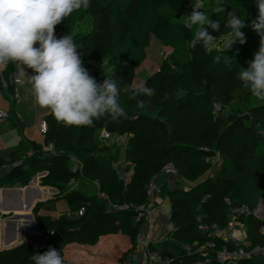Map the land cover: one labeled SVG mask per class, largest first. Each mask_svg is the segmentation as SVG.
Returning a JSON list of instances; mask_svg holds the SVG:
<instances>
[{"label":"trees","instance_id":"1","mask_svg":"<svg viewBox=\"0 0 264 264\" xmlns=\"http://www.w3.org/2000/svg\"><path fill=\"white\" fill-rule=\"evenodd\" d=\"M141 1L128 0L121 5L118 0H92L89 9L74 11L70 17L64 18L55 26V34L59 37L70 34L78 17L88 15L94 19L93 28L75 33L72 37L77 43V51L82 55L83 66L91 76L98 82H102L106 76L113 77L120 84L119 100L124 115L116 120L105 116L95 121L93 126L86 127L66 126L57 122L49 112L44 117L48 123L45 134L47 148L33 140H25L13 151V165L0 187L6 183L18 184L24 179L29 180L41 168L47 171L41 178L42 185L56 187L58 193L52 199L65 198L73 215L53 217L40 213L38 206L34 207V218L47 237L45 246L38 248L29 241H22L1 248L0 264H32L30 255L33 252H44L49 246L61 251L65 264H77L65 256L66 246L74 242L94 244L100 236L117 233L125 222L135 220L148 202V183L161 174L168 164L174 166L178 177L183 180L182 168H186L189 181L194 182L203 175L207 177L185 189L168 190L170 220L177 226V230L159 243L150 241L147 246L149 250L160 252L169 258L170 264H184V260L201 264L206 260V249L203 247L206 241L213 242L215 249L224 245L236 248L237 243L211 237L201 230L200 225L204 222L225 226L236 208L242 204H247L250 210L238 217L246 226V247L264 246V218H259L252 211L254 208L248 200L249 189L264 190V101L256 100L251 105L247 104L251 92L237 79V71L243 68L237 60L232 59L229 64L220 67L210 48H190L189 41L195 32V26L189 30L184 27V22L180 23L177 37L166 36L163 31L172 21L169 15L160 13L154 25L157 37L164 45L171 46L182 54L175 55L176 60L182 64L187 78L201 91L179 92L180 76L169 68L170 59L166 57L161 66L144 81L156 90L152 98L159 101L172 100L177 110L182 112L194 109L202 102L219 104L220 110L217 114L208 113L205 116H199L193 111L182 119H176L165 108L156 109L147 97L138 106L132 92L124 104L122 97L125 90L130 89L135 77V65L142 58V54L133 55L130 45L140 30ZM218 1L226 4L229 0ZM163 3L169 4L182 16L187 14L192 4L190 0H159L149 10L156 11ZM211 18L220 19L221 29L219 32L209 29L210 34L217 38L220 36V39L225 37L222 34L229 30L224 21L227 18L222 15ZM106 59L112 64L109 75H103L99 69V65ZM17 67L8 63L0 70V89L5 90L3 80H6L7 91L12 95L15 93L12 75ZM173 90L178 92L174 98L171 97ZM233 102L236 103V108L231 112H224V108ZM102 130L128 138L125 160L129 178H121L116 185L108 183L103 175V166L98 160V153L110 149V145L101 144L95 138ZM75 131V142L72 145L66 143ZM238 133L246 137L240 145L237 143ZM49 143H53L54 152L48 149ZM215 156L221 160L218 164L208 160ZM75 160L80 164L73 170ZM17 161L20 163L15 164ZM221 162L228 163L235 172L245 173L244 177L229 176L225 167H219ZM0 163L4 166L1 158ZM217 165L216 172L209 175ZM79 180L96 183L98 190L109 196L110 202L97 197L96 192L89 194L75 187V184L70 185L72 181ZM123 204H132L133 207H112ZM81 208H84V212L78 215ZM143 223L142 218L132 225L128 234L131 246L120 258L116 257L106 264H121L127 255L134 254ZM33 233H37L36 230ZM187 245L198 246L201 252L191 251ZM205 264L223 263L213 256ZM229 264H264V253L242 257L236 263Z\"/></svg>","mask_w":264,"mask_h":264},{"label":"clouds","instance_id":"2","mask_svg":"<svg viewBox=\"0 0 264 264\" xmlns=\"http://www.w3.org/2000/svg\"><path fill=\"white\" fill-rule=\"evenodd\" d=\"M92 0H0V65L12 63L20 75H27L35 103L50 111L57 122L66 126H93L95 121L108 116L113 120L124 115L119 95L121 86L113 77L98 82L83 66L82 55L70 34L57 37L54 28L77 10L90 8ZM205 0H192V11L186 14L184 27L192 30L189 47L205 50L217 47L220 36L209 29H221L220 19H212L204 10ZM258 15L251 27L260 37V46L247 68L236 75L251 95L264 101V0H255ZM217 7L213 12H223ZM225 26L229 29L222 40L223 50L234 44H244L245 18L234 9L227 14ZM207 26V27H205ZM215 59L219 61L220 56ZM226 64L229 57H224ZM31 69V73L27 71ZM155 88L145 83L135 86L131 95L138 106L144 98L155 95ZM32 264H65L60 250L49 246L44 252H33Z\"/></svg>","mask_w":264,"mask_h":264},{"label":"rangeland","instance_id":"3","mask_svg":"<svg viewBox=\"0 0 264 264\" xmlns=\"http://www.w3.org/2000/svg\"><path fill=\"white\" fill-rule=\"evenodd\" d=\"M128 0H118V2L121 5H124ZM159 2V0H148V1H141L140 7H139V19H140V30L138 33L137 38L130 44L132 48V52L134 56H137L139 54H142V58L136 63L135 65V77L132 82V85L130 86V89L125 90L124 95L122 97V102L125 104L126 100L128 99L129 93H131V90H134L135 86L139 83H144L146 78L155 70H157L161 64L163 63V60L168 57L170 59L169 61V68L172 69L175 73H177L180 76L181 79V86L179 88V92L192 90L195 92H200V88L195 86L185 75V70L180 63V61L176 60L175 55H182L178 50L171 46L164 45L161 40L157 37L155 33V22L157 19V15L162 13L169 15L171 18V25L164 30V34L168 37H177L180 33V23L184 22L186 15L182 16L180 14H177L169 4L163 3L159 6V8L156 9V11H150L149 7L151 5H155ZM192 3V0H190ZM223 7L224 11L220 13L213 12L215 8L217 7ZM234 9L238 15L241 16V18H245V26L242 27L241 31L245 34L246 42L244 44H234L233 47L229 50H223L220 46L222 43V40L226 38L223 37L220 40L217 41V47L210 48V51L212 52L213 58L216 62V64L220 67H223L226 63L224 62V57H229V60L235 59L237 62L242 66L243 68H247L248 61L254 59V53L258 51L260 46V37L257 34L256 31L252 29L251 21L256 18L258 15V9L255 4V0H229L226 4L220 3L218 0H205L204 10L210 17H213L215 15H222L223 17L227 18V14ZM192 11V4L188 8L187 14H190ZM95 25V21L92 17L88 15L80 16L76 19V22L73 26V29L70 32V35H74L78 32H84L87 29L93 28ZM216 56H220L221 59L217 61L215 59ZM5 65H0V70L4 69ZM99 69L101 70L103 75H109L110 71L112 70V64L111 61L106 59L104 60L100 65ZM17 70L19 71V68L17 67ZM29 74L31 73V69L27 70ZM17 72V71H16ZM20 73V72H19ZM13 77V75H12ZM24 79V84L18 85L16 84L17 92L15 95L10 94L7 91V82L6 80H3V84L5 87V90L0 89V108H2L4 111L7 112V117L0 119V156L5 158H10V153L12 150L19 146L20 140L22 138L33 140L44 147H46L45 144V135H43L39 130V124L41 120L48 114L50 111L38 106L35 103L33 91L31 89V86L28 83V77L27 75H22ZM178 95V92L176 90H173L171 92V97L174 98ZM214 95L217 96V93L214 91ZM148 100L152 101L154 107L156 109L158 108H165V110L170 114L173 115L176 119H182L185 115L196 112L199 116H205L208 113H215L217 114L220 110L219 104H207V103H201L198 107L194 109H190L187 111H178L175 104L172 100H154L152 97H147ZM257 98L252 96L250 94V98L247 100V104H252L254 101H256ZM236 103L233 102L231 105L226 106L224 108V112L228 113L233 111L236 108ZM103 131H99L95 138H98L101 144H108L110 145V149L107 152L98 153V160L103 166V175L108 179V183L116 185L121 178L128 179L129 178V172L126 168V160L125 155L128 147V138L124 135L119 134H112L110 138L105 139L103 136ZM76 132H73L67 139L66 143L73 144L76 139ZM244 140H246V137L242 133H238L237 135V143L240 145ZM10 159L8 162L12 163ZM5 161V160H4ZM7 162V161H5ZM221 162L219 164V167H225L228 171L227 174L232 177H238L243 178L245 173H238L232 170L228 163L223 164ZM172 167H174L172 165ZM7 168L1 166L0 163V183L5 182V175L3 172L6 171ZM216 168L213 172H215ZM42 172L41 168H38V171L30 177L29 180H32L33 177L38 173ZM176 172V171H175ZM181 172L183 174V177L185 180L177 177L176 183L174 184L175 187L184 188L188 187L192 183H197L204 181L207 177V175L201 176L196 181L192 182L189 181L188 178V172L186 168H182ZM163 179L158 180V184L162 185V183L165 181L164 179L166 176L162 177ZM29 180H22L18 184H10L8 183L1 185L0 188L4 187H20L25 186L26 183H28ZM161 181V182H160ZM40 185H42V182H39ZM75 184V185H74ZM74 186L78 189H81L83 191H86L89 194H93L98 190V186L96 183L90 182L88 180H82L79 182L75 181ZM170 184V183H169ZM159 185V186H160ZM172 187V185H170ZM166 189L165 196L163 194H159V208L158 213H162L164 216H168V213L170 214V197H169V191ZM250 195L248 196V200L251 201L252 206L254 208L255 214L259 218H264V190H260L258 188L249 189ZM15 194H6L5 196L0 195V200L3 199L10 200L14 197ZM39 208V212L42 214H50L53 217H71L73 213L70 210V207L66 201L65 198H51L48 199L47 196L43 195L42 199H40L34 207ZM1 208V206H0ZM34 208H32L33 210ZM5 210V209H3ZM19 213V214H26L32 212H28L27 209L22 210H15L13 212L7 211L5 213L0 210V248L5 247L3 244L2 239L6 241V232L12 231L14 233V229L12 227H7L6 225H3L4 222L7 223H17L21 222L23 218L16 219V220H10L8 219V216ZM139 220L135 219L132 221H127L123 224V227L120 231L116 233L117 239L119 241H123L125 238L129 237V232L131 230V227L133 224L138 222ZM24 226V224L22 225ZM30 227L33 228V225H30ZM16 232L12 233L14 236L12 243L9 244V246H13L17 243H20L23 240H27L25 237V231L21 227L18 231L17 228L15 230ZM37 233H44L43 230L38 231L36 229ZM155 234L159 233V229L156 227L154 228ZM45 234V233H44ZM102 236L99 237L98 241L94 244H85L87 247H85L86 255L88 254V257L90 259L94 256L96 258L102 257L100 254L105 255L104 258L101 260H108V259H116L115 255L113 257H109L110 255V249L107 247V243L101 239ZM148 241V238H147ZM244 244H247V240H243ZM160 246V245H159ZM200 248L198 246L193 245L192 248H190L191 251H200ZM95 258V257H94ZM93 258V260H94ZM130 258V257H129ZM127 259V258H126ZM129 264H137V260L135 259H128ZM95 261V260H94ZM96 262V261H95ZM184 264H192L191 261L184 260Z\"/></svg>","mask_w":264,"mask_h":264},{"label":"built area","instance_id":"4","mask_svg":"<svg viewBox=\"0 0 264 264\" xmlns=\"http://www.w3.org/2000/svg\"><path fill=\"white\" fill-rule=\"evenodd\" d=\"M13 82L14 84H24V79L22 77V75H20V73L15 72L13 74ZM7 117V112L4 111L2 108H0V119H3ZM39 130L41 133L46 134L48 131V123L45 119H42L40 124H39ZM111 133L107 132V131H103V136L105 139L110 138L111 137ZM48 149L52 152H54V145L53 143H49L48 144ZM209 161H211L213 164H218L221 160L220 158H218L217 156L215 157H209L208 158ZM80 164L78 163V160H75V164L73 167V170L77 169V165ZM172 164H168L165 169L172 167ZM218 165L216 166V170H217ZM164 169V170H165ZM173 169V167H172ZM215 169V168H214ZM214 169H211V171L209 172V175H213L215 172ZM174 170V169H173ZM175 171V170H174ZM75 181H72L70 183V185H73ZM155 191H157V187L155 184V179L151 180L148 183V187H147V198H148V202L146 204V206L143 207L142 211L139 212V214L137 215V220L140 219H144V221H148L152 218V216L157 212V205H155V203L153 202V196ZM96 195L97 197H100L102 199H105L106 201H109V196L105 193L102 192L100 190L96 191ZM110 202V201H109ZM116 209H125V208H130L133 207L132 204H123V205H114L112 206ZM249 207L247 204H242L241 206L237 207L235 212L231 215L228 224L225 226H220L217 223H201L200 228L201 230H203L204 232H207L209 236L211 237H217L218 239L222 240V241H227V242H233V243H237L238 246L236 248H228L226 245L222 246L221 248H214L215 245L213 242L211 241H206L204 243V248L205 250V255H206V260L204 261V263L201 264H205L207 262H209L212 257H216V259L223 263V264H229L230 262L236 263L240 258L242 257H250L253 256L255 254H259V253H264V246L261 245H255L252 246L250 248L246 247V244L243 243V240H246V226L245 223L241 220L238 219V217L242 214H247L249 212ZM254 213V209L252 210ZM84 212V208H81L80 210H78L77 214L78 215H82ZM170 214H171V210H170ZM169 214V217H170ZM166 235L165 236H152L150 235L148 237V243L150 241H153L154 243H159L161 241H163L164 239L168 238L170 236L171 233L175 232L177 230V226L171 222V220H169L166 224ZM141 241V236L138 235L137 237V242L140 243ZM148 246V244H147ZM187 247L190 249L192 248L191 245H187ZM201 250V249H199ZM143 264H170V260L169 258L165 257L163 254H161L158 251H153V250H149L147 247V251L144 257V263Z\"/></svg>","mask_w":264,"mask_h":264},{"label":"crops","instance_id":"5","mask_svg":"<svg viewBox=\"0 0 264 264\" xmlns=\"http://www.w3.org/2000/svg\"><path fill=\"white\" fill-rule=\"evenodd\" d=\"M17 72L19 73L18 70H17ZM12 80H13V77H12ZM16 92H17V88H16V84H15L14 95L16 94ZM43 135H45V134H43ZM25 140L28 141L30 139L22 138L20 140L19 146L14 148L12 150V152L10 153V158H5V157L0 156V158L3 161L4 160L7 161V162L4 161L3 167L7 168V170L3 172L4 174H6L8 172V170L10 169V167L13 165L12 163L8 162L10 159H12L11 161H13V159L15 158V156L12 157L13 151L18 149L21 146V144L23 143V141H25ZM19 163H20V161L15 162V164H19ZM46 174H47V171L42 170V172H38L33 177L32 180H29L28 183L25 184V186H20V187H22L23 192H24L22 195L24 204H26V203L31 204L30 209L27 210L28 212H32V208H34L36 203L40 199H42L43 195L44 196L46 195L48 199H51L55 194L58 193V189L52 185H40L39 184V182L41 181V178L43 176H45ZM164 176H166V178L164 179L165 181L162 183V185H160L161 183L158 184V180L160 178L163 179L162 177H164ZM177 179H178L177 174L172 169V167H169V168L163 170V172L155 178V184L157 187V191H155V193H154L153 202L155 203V205H157V208H159V203H160V200L158 198L159 194H163L165 196L166 189L171 190V189L179 188V187L174 186ZM20 183H18V185H21ZM170 185H172V187ZM26 187L28 188V191H27ZM54 189H56L57 192L56 191L54 192ZM162 189H163V191H161ZM25 192H27V193H25ZM11 202H13V200L12 201L8 200L4 206L6 208H8L10 206ZM0 210H2V212L4 211L3 208H0ZM7 211L8 210H6V212ZM169 220H170L169 213H168V216H164L162 213H158V209H157V212L152 216V218L150 220L144 221V223L142 225L141 232L139 233V235L141 236V241H140V243L137 244V247L134 250V254L127 255V257H126L127 259L125 258L121 264H129L128 259H130V261H131V259H135V260H137V264H143L144 263V257H145L146 251H147V244H148L147 238L150 235H152V236H165L166 235V233H165L166 232V230H165L166 224ZM5 224H7L6 228L12 227V225L11 226L8 225L7 222L3 223V225H5ZM30 225H32V224L29 222V224L26 225V228H27V230H30L31 232H34V230H36V229L38 231L41 230L39 224H38V228H35V227L32 228V227H30ZM156 227L159 229V233H157V234H155V232H154V228H156ZM22 228L24 229L23 226H22ZM12 229H13V227H12ZM17 230L19 231L20 229L17 227ZM12 233H13V230L6 232L5 235H6V237L11 236ZM101 239H103L107 243V247L110 249V252H109L110 255H108L109 257H113L115 255V257L120 258V256L123 254V252L131 246V241H130L129 237H127V239L125 238L121 242V241H119V239H117L116 233L102 235ZM2 241H3L2 245L7 246L6 241L4 239H2ZM23 241H26V240H23ZM11 243H8V244H11ZM85 247H87V245H85V244H79V243H75V242L70 243L66 246V248L64 250L65 256L67 258L72 259L77 264H106V263L112 261V259H108V260L103 259L101 261H98L99 260L98 258L102 259L105 257V255H103V254H100L102 257L96 258V256H94L95 258L92 257L90 259V257H88V254L86 255ZM93 258L96 262L93 260ZM130 264H131V262H130Z\"/></svg>","mask_w":264,"mask_h":264},{"label":"water","instance_id":"6","mask_svg":"<svg viewBox=\"0 0 264 264\" xmlns=\"http://www.w3.org/2000/svg\"><path fill=\"white\" fill-rule=\"evenodd\" d=\"M28 187V186H27ZM26 187V188H27ZM28 191V188H27ZM57 192L56 189H54V192ZM23 189L22 187H4V188H0V195L5 196L6 194H15L14 197L12 199H10L11 201L13 200V202H11L10 206L8 208H6L4 205L6 204V202L8 201L7 199H3L2 201L0 200V206L1 208L5 209L3 211V213L6 212V210H9L11 212L13 211H17V210H22V209H27L29 210L31 207L30 203H26L24 204L23 201ZM27 193V192H25ZM26 196V195H25ZM27 197V196H26ZM25 197V198H26ZM23 218V220L21 222H17V223H8V225H12L13 229H14V233L16 232V228L18 227L19 229L22 227V225L24 224V231H25V237H26V241L31 242L34 246L38 247V248H42L45 246V242H46V234H42V233H33L30 231H27L26 225L29 224V222L33 225V227L38 228V223L35 220L33 214L30 213H26V214H19V213H14L10 216H8V219L10 220H16V219H21ZM13 233V235H14ZM7 236L6 237V245L5 247H10L8 246V243H11L14 236ZM4 247V248H5ZM1 249V248H0Z\"/></svg>","mask_w":264,"mask_h":264},{"label":"bare ground","instance_id":"7","mask_svg":"<svg viewBox=\"0 0 264 264\" xmlns=\"http://www.w3.org/2000/svg\"><path fill=\"white\" fill-rule=\"evenodd\" d=\"M172 166V165H171Z\"/></svg>","mask_w":264,"mask_h":264}]
</instances>
